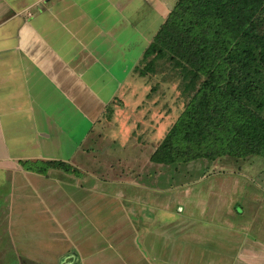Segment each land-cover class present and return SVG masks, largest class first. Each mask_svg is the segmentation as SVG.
<instances>
[{"label":"crops","instance_id":"0c3cea01","mask_svg":"<svg viewBox=\"0 0 264 264\" xmlns=\"http://www.w3.org/2000/svg\"><path fill=\"white\" fill-rule=\"evenodd\" d=\"M176 1L0 0V175L9 180V228L29 264H54L71 251L80 264L132 260L113 246L126 224L118 195L29 164L80 169L99 124L134 96L144 52ZM97 204L107 209L105 225ZM109 212L120 215L115 224ZM255 245L250 256L237 254L238 264H264ZM213 253L212 264H222L219 248Z\"/></svg>","mask_w":264,"mask_h":264},{"label":"rangeland","instance_id":"374dc122","mask_svg":"<svg viewBox=\"0 0 264 264\" xmlns=\"http://www.w3.org/2000/svg\"><path fill=\"white\" fill-rule=\"evenodd\" d=\"M146 65L142 61L140 68ZM154 70L139 75L126 107L99 124L102 131L85 145V163L75 167L81 177L72 175L89 178L88 186H105L106 194L112 191L123 202L126 224L116 229L113 246L132 258L129 264H137L134 258L144 264H212L217 248L222 264H238L237 254L250 256L256 243L264 252V160L225 157L171 167L150 161L188 102L169 62H156ZM8 181L0 175V264H29L9 228ZM97 206L99 224L105 225V206ZM94 213L89 212L93 218ZM114 214H106L110 224L120 217ZM56 257L53 263L59 264L63 256Z\"/></svg>","mask_w":264,"mask_h":264},{"label":"trees","instance_id":"16d2710c","mask_svg":"<svg viewBox=\"0 0 264 264\" xmlns=\"http://www.w3.org/2000/svg\"><path fill=\"white\" fill-rule=\"evenodd\" d=\"M161 60L178 72L188 102L151 155L153 164L264 160V0H177L137 73H153ZM29 167L78 172L59 161Z\"/></svg>","mask_w":264,"mask_h":264},{"label":"water","instance_id":"95a60500","mask_svg":"<svg viewBox=\"0 0 264 264\" xmlns=\"http://www.w3.org/2000/svg\"><path fill=\"white\" fill-rule=\"evenodd\" d=\"M59 264H80L79 256L75 251H71L60 259Z\"/></svg>","mask_w":264,"mask_h":264}]
</instances>
